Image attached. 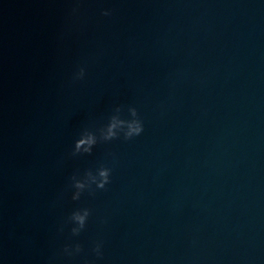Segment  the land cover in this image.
<instances>
[{
	"label": "clouds",
	"instance_id": "clouds-1",
	"mask_svg": "<svg viewBox=\"0 0 264 264\" xmlns=\"http://www.w3.org/2000/svg\"><path fill=\"white\" fill-rule=\"evenodd\" d=\"M75 6L71 9V15L73 17H78L80 14V5L83 3V0H74ZM103 16H111V9H104L101 12ZM87 70L85 65L78 66L77 70L73 73L72 82H80L83 81L86 77ZM127 115H125V107H118L116 109L115 115L110 118V123L108 126V136L107 139L112 141L115 139L123 138L124 140H131L137 136H140L144 131V122L141 118L138 109L135 106H127L126 108ZM117 125H120L117 127ZM115 129V131H114ZM95 141L88 137L87 139L78 138L72 149L71 155L77 156L82 155L81 147L82 145H89V147L84 148V153H91L92 148L91 145L94 144ZM111 171L112 169L109 167L98 169V174L102 178L101 182L96 185L97 189H105L106 185L111 182ZM90 174V173H88ZM77 189H83L84 184L80 180H76L74 185ZM83 193L81 191L76 192L75 195L72 196L73 200H79ZM90 195L94 194V192L89 193ZM91 215V209L89 208H78L74 210L66 219L65 224L74 223L75 226H72L70 231L73 237H78L81 232L86 228L88 219ZM60 231H63V226L60 228ZM103 244L102 242H97L93 247L92 251L97 258H102ZM83 252V246L79 242H74L72 244H66L61 252V255L67 257H75Z\"/></svg>",
	"mask_w": 264,
	"mask_h": 264
}]
</instances>
